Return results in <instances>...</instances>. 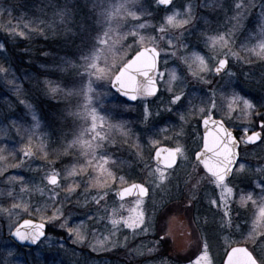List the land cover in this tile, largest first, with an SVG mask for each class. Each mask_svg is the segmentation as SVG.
I'll list each match as a JSON object with an SVG mask.
<instances>
[{
    "label": "snow or ice",
    "instance_id": "snow-or-ice-1",
    "mask_svg": "<svg viewBox=\"0 0 264 264\" xmlns=\"http://www.w3.org/2000/svg\"><path fill=\"white\" fill-rule=\"evenodd\" d=\"M134 4L142 9L147 15H151L148 8L141 0H134ZM156 9L163 7L165 16L162 18L161 26L159 27V36L149 34L141 37L136 52V57L131 64L127 61H122L121 66L125 68V72L130 73L131 76L136 77V86H129L128 82L117 73L115 76L109 72L107 59L105 58V66L100 67L101 56L106 54L101 51L99 53L93 51L91 55H81L79 62L73 64L67 56H60L58 50L41 49L39 55L42 57H50L51 63L41 64L40 67L45 72L61 73L78 75L80 82L87 80L88 87L84 92L85 103L80 106L81 111L76 115L83 119H90L92 123V131L96 133L99 140L107 142L109 137L107 134L101 136L98 128H107L109 130H118L122 137L131 138L135 134L133 130L128 127L130 121L118 120L112 123L105 116H98V109L94 105L100 104L103 101L112 103L114 113L127 115L134 111L133 103L142 101L141 112L139 116V127L143 125L141 132L142 136H136V141L132 147L136 149L137 157L143 159L144 147L147 145H156L158 140L152 139L150 129L153 127L154 117L161 116V109L158 107L153 112L151 100L161 96L160 83L164 85L165 91L169 93L168 103L164 111L172 112L183 107L186 98L189 95L188 89H193V94L196 91L195 85L206 86L207 101L203 98L200 99V105L193 104L188 112H178L177 116L181 121V132L184 133V124L189 123V117L199 116L200 121L203 123V129L206 130L209 122L217 123L210 115L209 108L213 112L217 110V100H219V107L225 112L233 113L234 110L239 111V116L242 121H247L253 127H241V135L243 136L244 144L249 147H254L257 144L264 145V111H260L264 107V95L261 96L260 101L257 102L253 97H249L243 89L239 88V83L248 81L260 86L264 91V0H200L197 5L196 0H186L183 8L175 6V0H151ZM197 7L208 10L209 13L217 15L216 20L210 19L209 16H201V26L193 32V27L197 24ZM259 9L253 15V10ZM223 15V21L220 20V15ZM143 19V17H138ZM146 30L145 25L140 26ZM29 32H37L45 40L49 39V32L44 28H30ZM73 30L65 25V27L57 31L51 29V38L57 39L58 36L63 34L66 38ZM213 33V35H209ZM247 33L244 40L240 42L239 47L235 46V40L239 35ZM11 33H9L10 35ZM16 34L24 40L30 39L28 32L17 30ZM163 37V40H161ZM135 39V35L133 36ZM193 43L203 44L207 52L201 54L203 49L197 51L200 47L192 46ZM151 45V46H149ZM5 44L0 42V51L5 49ZM142 47L143 51L139 48ZM183 50L184 55L179 57L182 61L184 68H171L165 73L159 72L161 56H173L175 52ZM28 51V49H24ZM243 53V54H242ZM151 57L149 62L148 57ZM168 61H164V66L167 67ZM69 65H72L69 67ZM143 65V67L138 66ZM245 68L251 69L246 71ZM260 70L257 71L256 69ZM84 69L83 72L80 70ZM152 72H156L155 78ZM189 73L193 85L189 80ZM0 75H7V66H0ZM93 76L95 79H93ZM37 84L40 85L41 92L57 101V98L70 99L76 88V82H65L64 79L53 80L49 75L33 76ZM108 80V91H98L104 88V80ZM222 81L219 87H213L215 83ZM5 83L9 88L15 89L13 95L19 94L23 90V83L20 82L17 87L15 79H7ZM153 98V99H149ZM0 99H7V94L0 97ZM58 102V101H57ZM21 103L26 107L35 108L30 105L28 101L21 100ZM226 105V107H225ZM9 111L11 106L8 105ZM70 113L67 110L60 112L55 119L57 122L69 118ZM4 117L0 116V120ZM32 119L36 121L35 128L39 129L42 125L39 123V117L35 112L32 113ZM255 121H259L260 131L253 130L257 125ZM15 121H13V124ZM220 127L229 134L230 140L236 145L235 152L227 149V145L221 142L220 145H212L206 143L204 132L199 135L196 131L191 133L192 147H185L177 144L165 159L166 168L176 169L182 163L195 162L193 165V172L197 173L194 178L191 174L185 180V184L195 179L192 183L191 190L188 195L189 203L196 199V191L201 182L208 180L218 187H226L228 182V168L232 167L233 171H237L236 164H239V153L242 151L240 145V137L237 138L233 132H229L224 128L223 120L218 122ZM19 130V129H18ZM3 135V133H0ZM240 135V136H241ZM143 141V142H142ZM142 142V143H141ZM43 143V141H41ZM85 146L90 152H96L101 148V145L93 142H84ZM113 145L115 141H112ZM229 151V158L222 159L221 149ZM26 155H32L30 150L25 151ZM47 156V153H45ZM232 157L235 158V164ZM179 159V163H178ZM103 165L101 166V180L99 177L95 182V187L104 190L97 194H92L91 188H85L81 192V186L78 184H69L64 188L65 196L64 201H60L58 194L55 193L54 188L47 196L44 195L45 189H39L41 193V203L38 208H31L29 204L13 205L11 209L0 211V217L5 218V223L0 224V230H5L11 241L0 244V264H60L57 259V253L63 252L65 255L68 249L64 246L65 240L61 234H66L67 238L72 241L73 245H82L85 249H90L91 253H113L121 248L128 249L130 255L135 258H144L146 264H178V261H183L184 264H201V260L207 257L208 264H215L214 257L212 256V242L218 238L219 232L223 231L222 225L226 224L228 228L239 227L232 220V210L228 204V196L232 195V189L229 188L227 195L223 192L219 198L221 206L220 219L217 221L214 217L210 220L204 219L202 223V230L196 235L192 249L186 256H168L165 257L161 254V246L166 244L165 240L156 241L153 246L149 247L145 244H140L136 247H129L127 244V237L122 244L116 238V234L121 228L132 229L134 235L140 233H147L149 228L145 220V197L149 196V188L145 187L144 183H131L125 186L128 182L124 176H120L119 180L121 186L116 188L115 195L123 200L127 196L135 195L136 199L134 205L128 208V215H123L121 209L124 204H120L119 209L113 208L111 215L107 212L106 208H102L101 204L105 201L109 192L106 189L110 186H115L116 176L107 165L109 164L108 156L102 157ZM209 161H214L219 167L224 169L223 172L214 170ZM113 165H118L121 168H133L135 165L129 160H112ZM245 165L240 164V170H243ZM200 172L206 175H199ZM74 175V173H69ZM152 178V183L156 188L165 191L166 195L170 193L164 188L165 182L170 183L168 172L161 167L157 166L155 169L148 173ZM22 178L11 177V181H18ZM46 180L49 184L55 186L60 183V176L53 171L50 173ZM9 199L12 198V193L6 194ZM53 195L57 196L56 203H52ZM73 196L77 198L72 199ZM46 197V198H45ZM252 199L251 195H241L239 197V205L245 207ZM211 205H217L216 199H211ZM163 203V199L161 200ZM58 205V206H57ZM73 206L80 209H90L84 212L83 218L79 223H73L77 218L76 212L73 211ZM91 206H95V210H91ZM22 207L25 215L30 212H38L39 220L34 217L29 220H23V216L19 219H14L19 215L16 211ZM155 207V204L153 205ZM103 210L104 215L101 216L100 212ZM91 213V214H90ZM227 218V219H226ZM110 220V225L104 224V221ZM196 222L200 224V220ZM90 225V227H89ZM95 225H103L107 235L95 234ZM264 227V215L260 217L252 230L248 233L249 238H254L257 228ZM53 229L57 231L49 235ZM91 237V238H90ZM257 243L254 245L252 255L256 264H264V247L260 244L264 242V237L256 238ZM27 245L28 252L25 254L23 249ZM51 253V254H50ZM72 254L77 256L75 249H72ZM79 264V259L76 260ZM88 264H95L93 260H89Z\"/></svg>",
    "mask_w": 264,
    "mask_h": 264
},
{
    "label": "rangeland",
    "instance_id": "rangeland-1",
    "mask_svg": "<svg viewBox=\"0 0 264 264\" xmlns=\"http://www.w3.org/2000/svg\"><path fill=\"white\" fill-rule=\"evenodd\" d=\"M72 0H68L70 3ZM151 1V0H150ZM186 0H175V6L183 8ZM200 0H196L197 5ZM134 3V0H92V3L87 6L89 14H92L95 19L94 32L90 41H85L84 45H79L75 55L69 60L73 61V64L79 62V57L83 55H91L93 51L99 53L103 51L106 56H101L100 67L105 66V58L107 59V65L109 72L114 76L118 68L121 66L122 61H127L129 56L133 52L138 50V45L141 37H145L150 33L159 36V27L162 23V18L165 16L164 9H159L160 14L155 11V5L149 10L151 15H147L142 9H137L135 6H130ZM151 6V2H149ZM202 9L197 7V24L193 27V32L198 29L201 24V16H205ZM43 8H32L29 6L27 9H19L15 6L11 7L9 4H5V0H0V31L7 30L10 40L14 42H22L17 34V30H23L28 32L30 39L37 40L43 39L37 32H29L30 28H44L48 30L49 37L51 35V29L55 27L54 23L46 21V18L41 16ZM259 9L253 10V15L258 12ZM215 14V13H214ZM157 15V18L153 16ZM221 16V15H220ZM143 17V19H138ZM117 18L115 21L113 19ZM215 20V19H213ZM145 25L146 30L140 26ZM135 35V39L133 36ZM213 35V33H209ZM247 33L241 34L235 40V46L238 48L240 42L244 40ZM123 39V40H122ZM127 41L126 46L121 45V41ZM28 40V39H27ZM163 40V37H161ZM151 46V45H149ZM194 47H200L197 51L203 49L201 54L207 52V49L203 47V44L193 43ZM142 48V47H140ZM139 48V49H140ZM23 51V50H21ZM27 52V51H26ZM243 54V53H242ZM184 55L183 50L175 52L173 56H161L159 72L165 73L171 68H184L182 61L179 57ZM74 56V57H73ZM167 60V67L164 66V61ZM72 65H69L71 67ZM246 71L251 69L245 68ZM260 70L259 68L256 69ZM81 72L84 69L80 70ZM23 74V71H21ZM15 69L7 67V75H0V97L7 94V99H0V116L4 118L0 120V211L11 209L13 205L29 204L31 208H38L41 203V193L39 189L44 188V195L47 196L54 188L55 193L58 194L60 201H64V188L69 184H78L81 186V192L84 189L91 188L92 194H97L104 190H100L95 187V182L99 177L101 180V166L103 165L102 157L105 155L109 158V164L107 167L114 172L115 186H110L106 189L109 192L108 198L102 202L101 207L106 208L109 215L112 213L113 208L119 209L120 204H124V208L121 209L123 215H128V208L134 205L136 198L118 201L115 197L116 188L121 186L119 180L120 176H124L129 185L133 182L144 183L149 188V196L144 199L145 204V220L146 225L149 228L147 233H140L138 235L133 234L132 229L121 228L116 234V238L123 244L125 237H127V244L129 247H136L140 244H145L149 247L153 246L156 241L165 240L166 244L161 246V254L165 257L186 256L192 249L196 235L202 230V223L205 218L212 219L213 217L219 221L221 206L219 204V198L223 192L227 195L228 189H232V195L228 196V204H230L232 210V220L239 227L228 228L226 224L222 225L223 231L219 232V236L212 242L211 253L214 257L215 264H222L224 253L233 245H244L252 253L254 251V245L257 243L256 238L264 237V227L257 228L254 238H249L248 233L252 230L254 225L260 221V217L264 215V162L261 164L258 162V157L264 158V145L257 144L251 147L249 150L244 149L241 152V156H244V160H239V164H236L237 171L233 172L232 178L227 182L226 187H218L212 184L208 180L201 182L197 191L196 199L194 202L189 203L188 195L191 190L192 183H195V179L185 184V180L188 179V175L191 174L194 178L197 176L196 172H193L194 161L191 163H182L179 168L166 169L169 175L170 183H166L164 188L170 193L166 195L165 191L156 188L152 183V178L148 173L155 169L157 165L153 161V154L159 146H167L174 148L179 143L185 147H192L191 133L196 131L199 135V128H197V121H200L198 115L189 117V123L184 124V133L181 132V121H179L178 112H188L193 104L200 105V97L207 101V89L206 86L195 85L189 73L190 82L195 85L196 91L193 94V89L189 88V95L186 98L182 108L174 110L172 112L164 111L165 106L168 103L169 93L165 91L162 82L159 87L161 90V96L153 99L149 98L152 105L153 112L159 107L161 109V116L154 117L153 127L150 129L152 139L158 140L156 145H147L144 147L143 159L137 157L136 149L132 147V144L136 141V136H139L141 132L139 125V118L137 116L136 128H133L131 123L128 127L133 130L135 134L131 138L122 137L118 130H109L107 128H98L97 131L103 136L107 134L109 140H99L96 137V133L92 131L91 120L83 119L77 116L76 113L81 111V107L84 103V92L88 87L87 80L80 82L78 75H73L69 78L72 82H76V88L70 99L57 98V101H53L51 98L45 96L41 90L40 85L36 80L29 78L26 80V89L23 80L20 79V75ZM59 75V71L53 72ZM14 75V76H13ZM26 75V74H25ZM157 73L155 72V76ZM27 76V75H26ZM61 76V74L59 75ZM70 76V75H69ZM25 78V76H24ZM60 78L63 79L61 76ZM7 79H15L17 81V87L19 83H23V90L19 92L18 96L13 95L15 89L9 88L5 83ZM93 79L95 77L93 76ZM53 80H56L54 77ZM68 80V82H69ZM248 81H242L241 84H246ZM104 88L98 89V91H108V80H104ZM222 81H218L213 87H219ZM33 94L42 96L47 99L53 106L52 113L60 111L57 104L68 103L69 109L67 110L69 115V121L65 123L66 129L58 131L56 128L61 127V122H57L54 115V124L49 122L45 116L42 107L38 106L36 102L29 100V97ZM21 100L28 101L30 105H34L35 108L26 107L21 103ZM142 101H136L133 103L134 110L141 108ZM8 105L11 106L9 111ZM217 110L213 112L209 108V114L212 113L216 117H220L227 121L229 126L235 129L239 136L241 130L239 128L247 126L253 127L247 121H242L239 116V111L234 110L233 113L225 112L219 107V100H217ZM140 106V108H139ZM60 107V106H59ZM98 109V116H105L112 123L121 120L119 114L114 113L112 109V103L103 101L100 104L94 105ZM226 107V105H225ZM67 107H65V110ZM35 112L39 117V123L42 125L39 129L35 128V123L32 119V113ZM141 112V110H140ZM52 119V118H50ZM156 120V121H155ZM13 121L15 123L13 124ZM127 121V120H126ZM256 127L253 130L260 129L258 127L259 121H255ZM19 129V130H18ZM261 130V129H260ZM141 135H144L143 133ZM13 137V138H12ZM243 136H240V141L243 143ZM43 141V143H41ZM112 141H115L113 145ZM84 142H93L101 145V148L96 152H90L85 146ZM143 142V141H142ZM141 142V143H142ZM246 146V145H245ZM249 147V146H248ZM30 150L32 155H26L25 151ZM47 153V156H45ZM39 156V157H38ZM129 160L135 165L133 168H121L118 165H113L112 160ZM249 160V161H248ZM179 163V159H178ZM240 164L245 165L243 170H240ZM160 167V166H159ZM55 171L60 176V183L53 186L47 183L46 177ZM116 171V172H115ZM74 173V175H69ZM199 175H206L200 172ZM11 177L22 178L18 181H11ZM250 180V181H249ZM262 180V181H261ZM244 181V182H243ZM251 182V191H242L244 188L248 190L245 182ZM125 185V186H126ZM244 187V188H243ZM12 193V198L7 197V193ZM241 195H251L252 199L248 201L245 207L239 205V197ZM46 198V197H45ZM77 197L73 196L75 200ZM163 199V203L161 200ZM216 199L217 205H211L210 200ZM57 196L53 195L52 203L56 202ZM67 205V201H64ZM155 204V207L153 205ZM58 206V205H57ZM91 210H95V206H91ZM19 212L18 216L14 219H19L20 216L25 217V213L22 207L16 209ZM73 211L76 212V219L73 223H79L83 218L84 212L90 211V209H80L73 206ZM91 214V213H90ZM28 215H35L39 219L38 212H30ZM100 215L103 216L104 212L101 210ZM0 224L5 223V218L0 217ZM200 220V224L196 220ZM227 219V218H226ZM104 224L110 225L111 221L107 220ZM90 227V225H89ZM95 234L107 235L103 225H95L93 229ZM57 231L53 229L49 232L51 236L53 232ZM65 240V247L69 250L65 255L63 252L57 253V257L60 260V264H76V260L79 259V264H88L89 260H93L95 264H110L112 261L110 256H122L127 258L126 253L129 254L128 249L121 248L113 253H91L90 249H85L82 245H73L72 241L67 238L66 234H62ZM91 238V237H90ZM11 241L5 230H0V244ZM13 242V241H11ZM260 247H264V242L260 244ZM75 249L77 256L72 254V249ZM28 249V248H26ZM27 254L28 251H23ZM134 257V255H130ZM146 264V260L142 261ZM115 264L111 262V264ZM125 264V263H122ZM127 264V263H126ZM178 264H184L183 261H178ZM201 264H208L207 257L202 258Z\"/></svg>",
    "mask_w": 264,
    "mask_h": 264
},
{
    "label": "trees",
    "instance_id": "trees-1",
    "mask_svg": "<svg viewBox=\"0 0 264 264\" xmlns=\"http://www.w3.org/2000/svg\"><path fill=\"white\" fill-rule=\"evenodd\" d=\"M143 4L147 6L149 10H155L151 9L152 6H150L149 2L150 0H141ZM92 3V0H72L70 3H68V0H5V4H9L11 7L15 6L19 9H27L29 6H32V8L38 7L43 8L42 12L40 13L41 16L46 18V21L50 23H54L55 27L53 29H56L57 31L62 30L65 25L70 27L73 32L70 33L66 38L61 33L60 36H58L57 39L53 40L51 38V35L48 40L43 39H28V40H22V42H14L13 40H10L9 34L7 33V30L0 31V42H3L5 44V49L0 51V66H7L8 68L11 67L12 69H15L16 72L18 70V74L20 75V79L23 80L25 89L26 87V80H29V78H32L35 76L40 75H49L52 79L56 77V79H62L59 76L61 73L59 72L58 76H55L53 72H45L40 65L44 63H51L52 59L50 57H42L39 55V50L41 49H51V50H58L60 56H67L68 59L72 58V55H75L77 49H79V45H84L85 41H90L93 37L92 34L94 32L95 26L92 14H89L87 10V6ZM130 6H135L137 9H140L137 7L134 3ZM161 10V9H160ZM159 9H156L158 14L161 13ZM202 12L205 16H209L210 19L217 18V15L214 13H209L208 10L202 9ZM154 18H157V15L153 16ZM221 21H223V15L219 17ZM117 18L113 19L115 21ZM123 40V39H122ZM127 41L129 39H126L124 41H121V45L126 46ZM80 45V46H81ZM24 49H28L26 52ZM23 50V51H21ZM74 57V56H73ZM130 57V56H129ZM23 71V74L22 72ZM259 71V70H258ZM27 76H26V75ZM70 75V76H69ZM14 76V75H13ZM25 76V78H24ZM73 76V74H65L63 79L67 83L69 78ZM29 77V78H27ZM239 88L243 89L244 93H247L249 97H253L257 100V102L260 101V98L262 95H264V91L260 89L259 85H256L254 83L247 82L246 84L239 83ZM29 100H32L33 102H36L38 106L42 107L46 119L54 124V115H58L60 112L65 111V107H67L66 110L69 109L68 103L57 104L60 111L56 112V114H53L51 110L56 106H53L51 103L47 101V99H44L42 96H38L36 94H33ZM60 106V107H59ZM260 111H264V107L260 108ZM137 109L132 111L130 114L127 115H121L119 114V117L123 120L130 121V123L133 125V128H136L135 123L137 124V116L139 118L140 114H137ZM52 118V119H50ZM66 122L69 121V119L61 120L62 123L61 127L56 128L58 131H61L63 129L67 130ZM156 121V120H155ZM198 122H196L197 124ZM226 124L229 126V124L226 121ZM154 125V124H153ZM143 127V126H142ZM198 127V124H197ZM233 129V128H232ZM235 135L237 138H239V133L233 129ZM142 133H139V136ZM13 138V137H12ZM242 151L244 149H250L251 147L248 146H241ZM240 151V154L241 152ZM243 153V152H242ZM39 157V156H38ZM245 157L240 155V161L244 160ZM247 159V158H246ZM245 159V160H246ZM263 157H258L257 160L261 164ZM249 161V160H248ZM250 181V180H249ZM245 182L248 190L244 188L242 191H251L252 183ZM262 181V180H261ZM244 182V181H243ZM56 203V202H54ZM25 217L30 218H36L35 215H25ZM37 219V218H36ZM1 220V219H0ZM39 220V219H38ZM2 221V220H1ZM62 238L63 235L61 234ZM23 251H28V249L24 248ZM51 254V253H50ZM111 262H116L115 264H143L142 261H144V258H135L127 256V258H123L122 256H110ZM110 262V264H111ZM66 264V263H63ZM113 264V263H112Z\"/></svg>",
    "mask_w": 264,
    "mask_h": 264
},
{
    "label": "water",
    "instance_id": "water-1",
    "mask_svg": "<svg viewBox=\"0 0 264 264\" xmlns=\"http://www.w3.org/2000/svg\"><path fill=\"white\" fill-rule=\"evenodd\" d=\"M165 6H161V8H163ZM140 51H143V48L139 49ZM136 57V52L135 54L127 61L128 64H131L132 61L135 59ZM149 62L151 61V57H148ZM139 67H143V65L138 66ZM119 73L121 76L124 77V79L128 82L129 86H136V77L135 76H131V79L129 80V76L131 75L130 73L125 72V68L124 67H120L118 69V71L115 73V75ZM155 72H152V75L154 77ZM114 75V76H115ZM155 78V77H154ZM217 123H211L209 122L207 125L206 130L203 129V123L202 121L200 122V128L202 134L204 132L205 135V139H206V143L208 144H212L214 146L216 145H220L221 142H223V144L227 145V149H229L231 152H235L236 149V145L230 140L229 134L226 133L223 128L220 127L219 125V121H221V119H215L213 117V115H210ZM224 128H227L229 130V128L225 125H223ZM260 131V130H258ZM229 132H232L231 130H229ZM234 134V133H233ZM244 140V139H242ZM244 143V142H243ZM171 148H167L163 147L160 148L159 150H157V154H155V163L163 168H166L165 166V159L167 158L168 154L171 152ZM222 152V159H227L229 158V151L224 150L223 148L221 149ZM160 156H164L160 157ZM233 159V163L235 164V158L232 157ZM210 166L214 169V170H218L220 172H223L224 169L222 167H219L214 161H209ZM170 168H167V170ZM232 167L228 168V177L230 179L231 175H232ZM47 181V180H46ZM48 183V181H47ZM49 184V183H48ZM51 185V184H50ZM116 196V195H115ZM135 197V195H131V196H127L124 199L127 198H132ZM115 198H117L118 200H121L120 197L116 196ZM146 198V197H145ZM123 199V200H124ZM31 218H23V220L20 221V223H23L24 220H29ZM38 221V220H37ZM10 238V237H9ZM11 239V238H10ZM15 242V241H13ZM25 247H27V245H25ZM222 264H256V261L253 258L252 253L245 247V246H241V245H237V246H233L231 247L224 256L223 259V263Z\"/></svg>",
    "mask_w": 264,
    "mask_h": 264
},
{
    "label": "flooded vegetation",
    "instance_id": "flooded-vegetation-1",
    "mask_svg": "<svg viewBox=\"0 0 264 264\" xmlns=\"http://www.w3.org/2000/svg\"><path fill=\"white\" fill-rule=\"evenodd\" d=\"M126 256H129V254L126 253Z\"/></svg>",
    "mask_w": 264,
    "mask_h": 264
}]
</instances>
